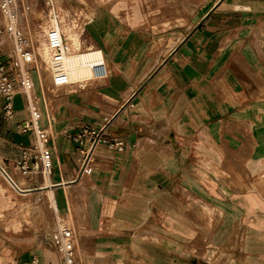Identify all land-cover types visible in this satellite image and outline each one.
Listing matches in <instances>:
<instances>
[{
	"label": "crops",
	"instance_id": "obj_1",
	"mask_svg": "<svg viewBox=\"0 0 264 264\" xmlns=\"http://www.w3.org/2000/svg\"><path fill=\"white\" fill-rule=\"evenodd\" d=\"M105 4L89 29L109 76L54 114L58 96L34 76L53 166L44 181L32 161L29 176L10 177L16 189L25 192L30 177L56 216L76 224L75 264H264V194L253 188L264 166V0ZM81 49L76 35L67 53ZM13 105L12 118L0 113V161L16 171L33 137L19 132L24 97ZM79 123L106 126L125 145L122 153L100 147L87 176L64 138ZM0 199V226L22 234L31 214L8 219L14 201L2 184ZM52 245L1 243L0 264L55 263Z\"/></svg>",
	"mask_w": 264,
	"mask_h": 264
},
{
	"label": "built area",
	"instance_id": "obj_2",
	"mask_svg": "<svg viewBox=\"0 0 264 264\" xmlns=\"http://www.w3.org/2000/svg\"><path fill=\"white\" fill-rule=\"evenodd\" d=\"M43 3L46 13L44 21L38 25L43 36V53L45 66L50 73L51 84L54 88L70 85V78L66 69V47L62 31V16L55 7V0H39ZM37 4V3H36ZM43 22V23H42ZM46 24V25H45ZM45 26L44 31L42 27ZM27 31L21 24V16L17 0H0V113L5 119L14 114V97L20 93L24 97L27 120L19 126L22 134L30 133L33 137L31 147L24 149L22 158L15 163L14 168L24 177L30 175L33 168L32 161H38L41 175L49 176L52 171L53 159L50 147L51 135L49 129L42 126L40 113L36 102L31 105L28 93L32 88L30 67L37 70L35 59V44L30 40ZM89 50V49H87ZM92 81H104L108 78L103 61L91 65ZM85 81L76 83L83 89ZM64 138L76 146L78 158V176L90 175L96 152L100 147L110 151L122 153L125 149L123 141L115 138L105 126L95 127L79 123L73 130L66 131ZM34 164V163H33ZM3 175L14 187L10 176ZM16 188V187H15ZM56 262L49 264H75L76 237L72 228L68 227L63 219L58 221V229L54 238ZM31 264H36L32 261Z\"/></svg>",
	"mask_w": 264,
	"mask_h": 264
},
{
	"label": "rangeland",
	"instance_id": "obj_3",
	"mask_svg": "<svg viewBox=\"0 0 264 264\" xmlns=\"http://www.w3.org/2000/svg\"><path fill=\"white\" fill-rule=\"evenodd\" d=\"M38 1L39 0H17L18 7H19V13L21 16V24L24 27V29L27 31L28 33L27 35L30 38V40H32V42L35 44L36 50L34 53H35V59H36L37 66H38L37 70L42 76L43 88L47 96H48V93L50 92L58 96V101L56 99L55 102L50 104L51 113L54 114V111L56 110V108L58 109V107L64 103L66 98L70 97L72 94H75V93H76L75 95H80L83 92V90L85 91L91 85H93L91 83H94V81L92 82L91 80L89 82H84L85 87L83 89L79 88L78 85L71 86L73 87L71 89L70 87L69 88L68 87L54 88L52 86L50 73L46 69L44 62L40 57V50L42 46H39L40 45L39 38L34 39L36 34L38 32L39 33L41 32L37 27L40 24V20L44 21V18L46 17L45 7L43 6L42 2L39 3ZM115 1L117 0H55L56 9L60 12L63 18L62 20L66 21V23L64 22V24L62 22L63 24L62 31L67 41L66 47L71 50L72 46L76 44V35H78V38L81 41L82 49L75 53L80 54L83 51L90 49V47L95 48L94 45L91 43V39H90L91 37H90L89 28H90L91 22L95 18L98 11L107 6L105 3L111 4ZM23 3H25V6L33 5L34 11L30 10L29 12H27L28 13L27 16H22L21 14H22ZM67 24H70V25H67ZM42 27H45V26H42ZM39 37L42 40V34ZM71 57L68 56V58H71ZM29 71L30 73L34 72L35 71L34 67H30ZM80 79L81 78H78L72 81H78ZM89 84L91 85L89 86ZM69 92H72V93L68 94ZM34 102H36L35 98H33V103ZM116 117H117V111L111 118H107V121L105 120L106 126L110 125L111 122ZM50 120L52 121L53 118L51 117ZM4 121L5 120H1V117H0V124L1 122H4ZM2 170L9 173V176L15 181H18L21 179L23 180L24 178L18 170L16 171L9 170L8 164H6L5 161L3 160L0 161V172H2ZM39 177L40 178L42 177L41 173L38 174V179ZM28 178L24 179L25 184L22 187V189H24L25 192H20L13 185H10L8 181H6L0 174V184H2L6 188L8 192V196L10 197V201L12 200L14 201L13 207L9 209L11 214L7 215L9 217L8 219L11 220V218L16 216L17 214H21L23 212L29 211L31 215L27 218L32 222V225L27 226L24 229V232L22 234L14 233L9 230L4 231L2 226H0V244L1 243H6V244L14 243L16 245H20L18 247L20 249H37V248H43V247L49 248V243L51 245L53 244L52 246H54L53 241L55 238V233H57V229H58L57 228L58 227L57 218H61L63 219L64 223L68 227L72 228L74 231V234L76 237V246H77L76 250L78 254V251L80 250V241H79V232L76 230V227H75L76 224L73 221H71L69 217L65 218L64 216H60V215L56 216L53 208L50 205L49 198L45 195L44 191H46L47 189L46 188H36L35 186L31 185V182H34V180L32 179L31 181H28ZM253 188L259 190L262 194H264V166L261 167L258 175L255 177ZM25 193L30 194V195L29 196L21 195ZM1 209H2V202L0 199V211Z\"/></svg>",
	"mask_w": 264,
	"mask_h": 264
},
{
	"label": "bare ground",
	"instance_id": "obj_4",
	"mask_svg": "<svg viewBox=\"0 0 264 264\" xmlns=\"http://www.w3.org/2000/svg\"><path fill=\"white\" fill-rule=\"evenodd\" d=\"M30 10H33L34 11L33 5H31V6H25V3H23V5H22V14L21 15L22 16H27L28 15L27 12H29ZM62 22L64 24L65 20H62ZM63 24H62V27H63ZM43 29L45 31L46 27L43 28ZM40 33L38 32L36 34V36L34 37V39H38L39 38V43H40L39 46H42L41 47V50H40V57L43 60V62H45V60H46L45 54L42 51V49L44 47V45H43V39L41 40V38L39 37V36H41L42 33L41 34ZM42 38H43V36H42ZM64 38H65V36H64ZM69 39H67V40H69ZM65 42H66V40L64 41V43ZM65 47H66V43H65ZM68 56H70V57L72 56V57L71 58H68ZM100 61H103V63L106 66V62H105V59L103 57V54L98 49L90 48L89 50H86L83 53L78 54V55H68L67 48H66L65 62H66V69H67V72H68V75H69V78H70V85H67V86H64V87L73 86L76 83L81 82V81L89 82V81L93 80V74H92V70H91V65L94 62H100ZM106 70H107V75H108L107 66H106ZM34 76H35L38 84L43 87V79H42V76L38 72V70H35L34 72L31 73L32 88L29 91L28 96H29V100H30L31 105H33L32 104L33 103V98H35L36 106H38L37 97L34 95ZM78 78H81V79L78 80V81H72V80H76ZM19 95L22 96L20 93H17L15 95V97L16 96H19ZM33 107H34V105L32 106V108ZM39 113H40V122H41L42 121V116H41L40 110H39ZM47 179H49V178H48L47 175H45L44 176V181H46ZM55 235H56V233H55Z\"/></svg>",
	"mask_w": 264,
	"mask_h": 264
}]
</instances>
